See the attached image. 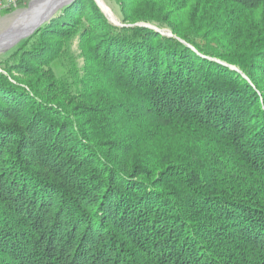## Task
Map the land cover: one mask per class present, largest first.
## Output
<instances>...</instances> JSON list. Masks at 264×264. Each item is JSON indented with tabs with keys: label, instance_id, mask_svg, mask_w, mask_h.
Listing matches in <instances>:
<instances>
[{
	"label": "trees",
	"instance_id": "1",
	"mask_svg": "<svg viewBox=\"0 0 264 264\" xmlns=\"http://www.w3.org/2000/svg\"><path fill=\"white\" fill-rule=\"evenodd\" d=\"M124 1L120 25L65 5L3 62L0 264L97 263L107 217L140 264H264V0Z\"/></svg>",
	"mask_w": 264,
	"mask_h": 264
},
{
	"label": "rangeland",
	"instance_id": "2",
	"mask_svg": "<svg viewBox=\"0 0 264 264\" xmlns=\"http://www.w3.org/2000/svg\"><path fill=\"white\" fill-rule=\"evenodd\" d=\"M31 1V0H30ZM29 1V2H30ZM75 0H71L70 3H72ZM96 3L97 1L94 0ZM106 6L109 8L110 16H107L108 13H106L101 6L99 8L103 13L108 17V19L116 25H120V18H121V6L125 4L124 0H101ZM29 2L21 5L20 3H25V0H22L17 6L10 8L6 11L0 12V35H3L4 37L0 38V68L3 67V62L6 60L10 54L17 49L19 44L24 41V39L28 38L31 34H33L38 28H40L44 23L49 22L53 16L57 13L58 9L47 21L42 22L36 29L33 30L32 33H30L27 36L21 37L17 41H15L13 38V34L15 32H19L22 29V26L28 21V16L33 17V15L36 13V11H40L42 7L37 8L36 7H30ZM44 3V1H42ZM41 2V3H42ZM68 3V4H70ZM64 7V6H63ZM62 7V8H63ZM36 9V10H35ZM144 26H154L150 23H139ZM152 28V27H151ZM154 29V28H153ZM163 32V35L171 36L170 31L168 29H160ZM8 31H11L12 34H7ZM172 34V33H171ZM173 35V34H172ZM72 58L74 59V62L76 63L75 68L79 71V74H81V67L84 64V56L82 55L81 48L79 46V38L73 37L69 44V51ZM218 63L227 65L226 63L217 60ZM50 66L52 67L54 73L56 75H59L61 71L67 70V67L69 66L67 64V59L65 56L57 57L54 60L51 61ZM231 69H234L236 71H239L237 67L234 65H229ZM240 72V71H239ZM244 77H247L244 75ZM50 211L48 215L51 213ZM110 218H104L103 220L99 219L94 222L93 224V231L91 235V240L89 246L92 245L89 249L88 255L90 256V252L92 253V248L95 251V254L92 255L93 257L97 256V263L93 264H131V260H135L140 264V260L143 261L142 258L146 259L144 255H141V253H137L134 247L127 246V238L123 235L124 239L117 237L119 236L115 229H112ZM65 220V219H64ZM125 240V241H123ZM70 240H68L69 242ZM96 244L95 246L93 245ZM72 245V243L68 244ZM97 246V247H96ZM96 247V248H95ZM96 249V250H95ZM92 250V251H91ZM69 251L65 250V254ZM87 264H91L90 261L92 259H89L87 257ZM86 262V259L82 258L80 259L79 264H83Z\"/></svg>",
	"mask_w": 264,
	"mask_h": 264
},
{
	"label": "water",
	"instance_id": "3",
	"mask_svg": "<svg viewBox=\"0 0 264 264\" xmlns=\"http://www.w3.org/2000/svg\"><path fill=\"white\" fill-rule=\"evenodd\" d=\"M42 1H44V3ZM70 1L71 0H31L29 2L30 7H32V8L36 7V9L39 7L40 8L42 7V9L40 11H36V13L33 15V17H31L32 15L28 16V21H26L24 26H22V29L23 30L25 29L26 31L23 34H20V35L18 34L17 36H15V34H17V32H15L12 35L14 37L13 39L15 41H17L21 37L27 36L30 33H32L33 30L36 29L42 22L47 21L58 9L67 5L68 3H70ZM97 3L100 6V3L98 1H97ZM107 16H110V15L107 14ZM147 27H152L155 30H157L163 34V32L155 26L150 25ZM10 34H11V31H8L7 34H5V35L9 36ZM170 35L173 36L171 33H170ZM2 36L3 35H0V38H2ZM0 71H2L1 68H0Z\"/></svg>",
	"mask_w": 264,
	"mask_h": 264
},
{
	"label": "built area",
	"instance_id": "4",
	"mask_svg": "<svg viewBox=\"0 0 264 264\" xmlns=\"http://www.w3.org/2000/svg\"><path fill=\"white\" fill-rule=\"evenodd\" d=\"M22 0H0V12L17 6Z\"/></svg>",
	"mask_w": 264,
	"mask_h": 264
},
{
	"label": "bare ground",
	"instance_id": "5",
	"mask_svg": "<svg viewBox=\"0 0 264 264\" xmlns=\"http://www.w3.org/2000/svg\"><path fill=\"white\" fill-rule=\"evenodd\" d=\"M99 3H100V6L103 8V10L106 12V13H108V14H111L110 13V10H109V8L106 6V4H104L101 0H97ZM111 17V16H110ZM26 30L24 29H21L19 32H17V34H15V36H17L18 34L20 35V34H23L24 32H25ZM11 34H12V32H11ZM2 37H4V36H2Z\"/></svg>",
	"mask_w": 264,
	"mask_h": 264
}]
</instances>
